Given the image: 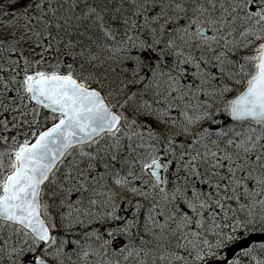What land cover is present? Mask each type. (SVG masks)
I'll return each instance as SVG.
<instances>
[{"label": "snow or ice", "instance_id": "6c2138e0", "mask_svg": "<svg viewBox=\"0 0 264 264\" xmlns=\"http://www.w3.org/2000/svg\"><path fill=\"white\" fill-rule=\"evenodd\" d=\"M0 264H264V0H0Z\"/></svg>", "mask_w": 264, "mask_h": 264}]
</instances>
